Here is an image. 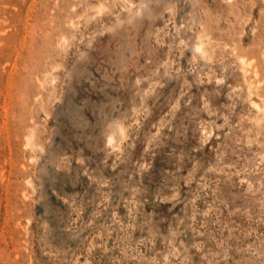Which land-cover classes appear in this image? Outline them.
<instances>
[{
    "label": "rangeland",
    "instance_id": "rangeland-1",
    "mask_svg": "<svg viewBox=\"0 0 264 264\" xmlns=\"http://www.w3.org/2000/svg\"><path fill=\"white\" fill-rule=\"evenodd\" d=\"M0 264H264V0H0Z\"/></svg>",
    "mask_w": 264,
    "mask_h": 264
}]
</instances>
